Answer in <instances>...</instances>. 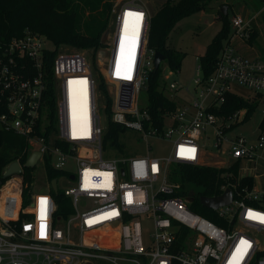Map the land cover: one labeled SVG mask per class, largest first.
Segmentation results:
<instances>
[{"label":"built area","instance_id":"obj_1","mask_svg":"<svg viewBox=\"0 0 264 264\" xmlns=\"http://www.w3.org/2000/svg\"><path fill=\"white\" fill-rule=\"evenodd\" d=\"M126 13H142V19L133 50L136 19L128 17L127 55L120 59L117 51ZM257 15L231 17V32L211 74L204 76L198 64L195 93L186 104L178 105L176 100L160 131L147 125L150 114L137 103L155 69L156 51L148 46L150 10L144 0H113L109 27L114 29L108 28L111 51L106 66L98 64L112 94L111 119L139 131L149 151V137L171 140L165 156H151L148 151L104 158L97 76L84 53L57 51L50 95L46 68L48 53L55 49L47 41H52L26 30L5 43L0 52V129L27 139V158L40 152L32 168L40 165L47 182L45 189H39L34 170L27 180L20 171L5 175L11 163L4 169L0 264H234L238 248L244 252L239 264H264V223L249 218L250 212L264 216V191L232 190L229 204L210 208L223 222L220 225L190 208L189 195L171 175L174 164L225 168L255 157L264 146V130L255 143L234 130L248 118L247 107L222 111L229 93L239 95L231 90L232 84L253 90L246 99L264 101V63L235 45L250 39ZM173 73L169 69L162 74L165 91L177 87L166 80ZM74 92L79 94L73 98ZM203 139L217 151H209ZM48 167L62 172L54 177L56 191ZM223 188L220 194L229 187ZM59 192L65 202L56 198ZM42 198L47 200L45 237L40 234Z\"/></svg>","mask_w":264,"mask_h":264},{"label":"trees","instance_id":"obj_2","mask_svg":"<svg viewBox=\"0 0 264 264\" xmlns=\"http://www.w3.org/2000/svg\"><path fill=\"white\" fill-rule=\"evenodd\" d=\"M213 0H162L161 5L151 15L148 46L155 51H160L166 56L167 66L171 70H179L184 53L169 47L167 40L178 22L195 12L206 9ZM113 0H0V52L5 43L13 37L22 36L26 30L45 35L55 45V49L48 53L47 71L49 78L48 92L52 94L51 80L53 60L57 51L81 52L92 50L95 57L104 46L103 35L108 28ZM219 19L224 21L223 27L217 32L212 42L208 45L205 54L199 56L204 76H209L214 69L223 40L231 32V23L227 14L219 11ZM264 22V20H263ZM256 37L254 28L249 41ZM125 52V46H123ZM82 53V52H81ZM127 54V53H126ZM97 86L103 92L107 127L104 130L103 142L112 138L117 142L118 134L125 126L111 119L112 94L109 92L98 66L95 65ZM163 70L159 66L150 72L146 83L148 94L147 110L151 121L148 126L163 130L165 115L173 111L177 101L165 94ZM257 106V101L252 102L243 96L229 93L226 97L222 111L232 112L241 107L248 108V116ZM53 112V111H52ZM264 121L261 125L264 126ZM27 139L13 131L0 129V178L4 169L10 163L17 161L21 165L26 161L28 152ZM173 166V167H172ZM171 166L172 179L180 182L182 191L190 197V208L223 225L216 217L215 211L206 207L201 202L202 196H217L223 187L239 191L251 188L254 184L252 175H240L238 162L225 168H215L205 165L174 164ZM33 168L22 167L20 174L31 180ZM60 170L48 167L49 178L59 177ZM190 185V187H189ZM58 200L65 202L61 192L56 195ZM67 202V201H66ZM62 210V209H61ZM67 210L69 211V205Z\"/></svg>","mask_w":264,"mask_h":264},{"label":"rangeland","instance_id":"obj_3","mask_svg":"<svg viewBox=\"0 0 264 264\" xmlns=\"http://www.w3.org/2000/svg\"><path fill=\"white\" fill-rule=\"evenodd\" d=\"M144 1L147 2L151 15L157 11L162 3V0ZM223 5L227 6L229 19H231L234 14H240L245 19H248L252 18L258 13L253 21V30L255 28L257 34L256 40L253 41L252 44H240L238 50L247 55H257V57L264 63V0H213L206 9L182 18L172 30L167 40L169 47L180 50L184 53L179 70H174V73L168 76L166 79L168 85L171 82H176L177 84V87L174 89L166 88L165 94L170 98L177 100L178 105L188 103L190 101L191 95L195 93L196 88L194 84V78L199 72L197 68L199 64V56L205 54L208 45L212 42L217 32L224 25V21L218 17L219 11ZM109 24L108 28L110 31H113L114 26L110 25L109 27ZM108 28L103 35L105 46L99 50L98 53H96L95 57H93V54L91 53L92 50L81 51L86 55L94 71L95 65L98 66L100 63H105L104 66H106V59L108 58L111 51V40L109 38ZM226 39L223 40L222 45L226 44ZM126 41L127 38L121 37L117 51V57L120 59L127 55L125 54L123 48V46L126 44ZM47 45L49 47H53L52 42L47 41ZM160 67L164 74H168V70L170 68L167 66L166 60L161 62ZM99 72L103 77L101 71ZM231 90L243 97H248L249 95L253 94L252 89L240 84H232ZM96 93L98 96V112L101 116L102 124L106 128L108 120L105 112V103L103 101V92L98 86L96 88ZM137 100L138 108L140 110L147 108L148 94L144 87L139 91ZM263 106V99H257V106L253 112L245 121H243L241 124H238L234 129L236 133L246 136L250 143H255L260 132L264 130V126L261 125V123L264 121V115L261 113V108ZM204 140L205 139H203V141ZM148 141L151 144L150 151L148 150L146 142L141 137V133L139 131L132 128H125L123 131L119 132L117 142L114 143L112 138L106 140L104 143V158L146 155L148 151L151 156H165L169 154L172 146L171 140L151 136L148 138ZM205 142L209 151H217L211 142H208L207 140H205ZM70 166L72 165L70 164ZM33 170L35 172L36 188L45 189L47 182L45 171L40 165L36 166V168ZM238 170L241 176L255 175L256 177L258 173L261 174L258 178L256 177L255 180L256 183L263 184L264 146L256 150L255 157L240 159L238 161ZM59 186H64L62 178L59 180Z\"/></svg>","mask_w":264,"mask_h":264},{"label":"water","instance_id":"obj_4","mask_svg":"<svg viewBox=\"0 0 264 264\" xmlns=\"http://www.w3.org/2000/svg\"><path fill=\"white\" fill-rule=\"evenodd\" d=\"M220 11L222 14H227V6L223 5ZM165 59H166L165 54H163L160 51H156L154 56L155 69H158L160 63ZM39 156H40V152L35 151L26 159V161L22 165L17 161L12 162L5 171V175H10L12 173L19 172L22 169V167H28V168L34 167ZM230 162H232V159H230ZM1 183H2V179L0 178V184ZM52 187L55 191L57 190L56 178L52 180ZM232 199H233V191L231 188H227L222 194L217 196H202L201 202L206 207L218 208L221 205L229 204L232 201Z\"/></svg>","mask_w":264,"mask_h":264},{"label":"snow or ice","instance_id":"obj_5","mask_svg":"<svg viewBox=\"0 0 264 264\" xmlns=\"http://www.w3.org/2000/svg\"><path fill=\"white\" fill-rule=\"evenodd\" d=\"M128 17H135L136 19V25H135L134 34L132 37L133 50H134L135 41L139 34V22L142 19V13H126V16H125V32L126 33L128 30ZM81 83L86 84V81H82ZM40 204H41V221H42L41 226H40V234H41V237H45L46 236V224L43 221L46 219L47 200L42 198L40 201ZM249 218L259 219L262 223H264V216H258L257 214L250 212ZM241 245H247V241H241ZM237 253H238V256H234V264H239V259H242V256L244 254L243 250L240 248L237 249Z\"/></svg>","mask_w":264,"mask_h":264},{"label":"crops","instance_id":"obj_6","mask_svg":"<svg viewBox=\"0 0 264 264\" xmlns=\"http://www.w3.org/2000/svg\"><path fill=\"white\" fill-rule=\"evenodd\" d=\"M256 37H257V34H256ZM256 37H255V39H254L253 41L256 40ZM253 41H249V40H248V41L238 40L236 44L238 45L237 47H239V45L242 44V43H244V44L251 43V44H252ZM241 53H242V52H241ZM243 54H245V53H243ZM245 55H247V54H245ZM248 56L258 58L257 55H254V56L248 55ZM258 59H259V58H258ZM259 175H261V174L258 173V174L256 175V177L258 178ZM252 176L254 177V184H253L252 187H254L255 189H257V190H259V191H264V183H263V184H262V183H256V180H255L256 177H255V175H252Z\"/></svg>","mask_w":264,"mask_h":264},{"label":"bare ground","instance_id":"obj_7","mask_svg":"<svg viewBox=\"0 0 264 264\" xmlns=\"http://www.w3.org/2000/svg\"><path fill=\"white\" fill-rule=\"evenodd\" d=\"M124 29H125V24L123 25V29H122V33H121L122 36H121V37L128 38V35H127V33L125 32ZM128 30H130V29H129V26H128ZM128 30H127V31H128ZM82 89L85 91L84 88H82ZM84 91H81V95L85 93ZM78 94H79L78 92H74V93L71 94V96L74 98V97L77 96ZM72 108H73V107H72Z\"/></svg>","mask_w":264,"mask_h":264}]
</instances>
